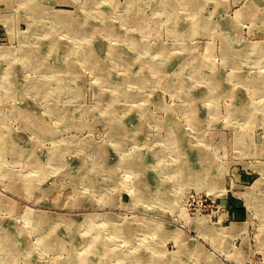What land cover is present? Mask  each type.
I'll return each instance as SVG.
<instances>
[{
    "label": "rangeland",
    "instance_id": "rangeland-1",
    "mask_svg": "<svg viewBox=\"0 0 264 264\" xmlns=\"http://www.w3.org/2000/svg\"><path fill=\"white\" fill-rule=\"evenodd\" d=\"M25 1L0 0V264L6 257L13 264H264V209L256 205H264V97L242 85L241 100L249 106L231 113L239 101L232 91L241 86L235 75L252 79L264 72V60L253 51L229 65L222 49L224 43L264 42V0H194L200 10L195 16L182 8L183 0H37L32 7ZM95 6L103 8L101 19L94 16ZM59 14L84 22L87 33L80 37L83 27L61 26ZM137 15L148 27L124 21ZM203 17L208 28L190 27L202 24ZM174 24L188 30L184 37L169 32ZM105 27L140 34L148 46L166 47L174 84L141 89L145 94L124 103L126 110L113 118L100 112L99 75L84 62L80 66L79 55L63 50L69 45L80 50L98 39L99 47L103 43L100 55L107 59L113 46L139 57L140 51L119 41L123 37L113 31L104 33ZM33 47L45 56V64L53 55L60 62L71 61V68L53 72L43 65L25 67L24 52ZM114 60L105 71L123 75ZM182 62L190 65L183 69L187 76L200 78L192 84L186 79L193 93L204 94L199 102L207 121L195 127L189 120L192 104L179 95ZM137 70L136 64L128 68L130 73ZM212 71L224 75L222 85L231 89L212 92L214 98L204 93ZM58 86H65L64 92ZM145 98L150 101L144 102V117L127 112ZM51 103L60 106V114L51 112ZM23 115L37 121L46 117L51 132H36L27 122L32 119ZM138 120L145 122L141 129L135 125ZM169 120L176 126L170 128ZM117 122L123 131L115 132ZM177 128L205 153L195 161L201 168L196 183L185 177L168 185L165 199L160 196L163 186L144 195L133 166L137 152H144L149 168L163 163L158 181L173 183L184 164L168 141ZM61 234L67 238L57 249L40 245L42 239ZM5 235L12 243L8 250L2 246Z\"/></svg>",
    "mask_w": 264,
    "mask_h": 264
},
{
    "label": "bare ground",
    "instance_id": "bare-ground-1",
    "mask_svg": "<svg viewBox=\"0 0 264 264\" xmlns=\"http://www.w3.org/2000/svg\"><path fill=\"white\" fill-rule=\"evenodd\" d=\"M37 0H26L25 4L27 3L29 7H32L35 5ZM133 0H128V3H131ZM158 2H162V0H158ZM250 2H253L251 0ZM113 3V2H110ZM137 3V2H136ZM182 3V8L185 10H188L193 16L198 13L199 7L194 6V0H183L181 1ZM162 5V4H161ZM94 8V16H97L98 18H102L103 8L101 9L100 7H93ZM252 11V10H251ZM240 12V10H239ZM242 14H245V12H241ZM138 17H134L136 19H131L129 17H125L124 21L127 23L132 22L133 26L137 27L138 29H142L145 27H148L144 21L140 18H142L140 15H137ZM171 17L170 19H175L176 16L173 14H169ZM140 17V18H139ZM205 17V16H204ZM203 17L202 24L199 26H196L197 24H193L190 26L192 29L194 28H208L210 23L206 21V19ZM56 19L58 20V23L61 24V26H65L66 28H76V27H83L81 31L79 32L80 37L85 35L87 33V29L85 30L84 22L78 21L75 23V21L72 20H67L66 17L62 16L61 14L56 16ZM189 23V22H188ZM171 26V25H170ZM183 26V24H182ZM182 26H176L175 24L171 26L169 32L172 34L178 36V37H184V35L187 33L188 30H185V28H182ZM196 26V27H195ZM112 27V26H111ZM92 28V27H91ZM90 28V29H91ZM108 30H107V29ZM151 28V26H150ZM104 33L108 34L110 31L109 27H105ZM203 30V29H202ZM205 31V30H203ZM114 34H116L118 39L123 37V39H120L119 41L121 42H128L130 46L133 48L137 49L140 51L139 57H135L133 54H130V52L122 47V46H117V47H111L108 49V58L107 59L104 55H100V49L103 45V43H97V40H92L94 43L90 46L82 47L80 50H76V48L73 45H69L65 48H63L64 51H67L70 55H79L80 60L82 63L79 65L83 66V62L91 67L93 72L100 77L98 86L96 88V97L97 100L101 102V110L100 112L103 115H107V118H113L114 116H119L120 112L122 113L125 111V106L127 105V102H136L141 96H143L145 93L143 88L149 87L150 89H159V88H164L169 85H174L170 81V73L171 71L168 65V61L170 60L171 56L166 47H162L158 44L150 45L148 46L142 36L140 34H133V35H128V34H122L117 31H113ZM94 33V32H93ZM99 34H104L102 31L98 32ZM139 33V32H138ZM132 34V33H131ZM195 34V33H192ZM124 35V36H122ZM191 35V34H190ZM97 36V35H95ZM53 38H49L51 40ZM54 40H51L53 43ZM100 42V40H98ZM43 42V40H42ZM86 44V43H85ZM251 45H241V46H234V44L230 43H224L222 44V49L224 53V58L223 61L226 64L233 65L235 66L238 62L239 59L244 60L246 57L253 51H256L259 54L260 60H264V42H253L250 43ZM94 45V46H93ZM95 45H97V49L95 48ZM41 48V47H40ZM98 50V51H97ZM49 51L48 56L51 55ZM137 52V51H136ZM55 55L59 54L57 51L54 53ZM152 54H156L155 56H152ZM46 55V56H47ZM24 58H23V63L25 67H39L41 65L44 66L45 69H49L50 71H59V70H66L71 68V61L69 62L68 59L61 60V62L52 55L51 60L49 61L48 65L43 62V59L41 61V58L45 57L42 56V52L38 51L36 48L33 47V49H28L26 52H24ZM110 56V57H109ZM47 58V57H46ZM110 58L116 59L114 60V67H120L119 70H121L124 74L123 75H117V74H111L109 72H106L105 69L108 66V63L110 61ZM258 58V57H257ZM76 60V58H74ZM169 59V60H168ZM72 60V59H71ZM45 61V60H44ZM112 62V61H111ZM131 64H136L138 66V70L134 73H130L128 71V68ZM77 65L73 64L72 70H75V67ZM264 66V65H263ZM184 67H190L189 63H183L180 67V72H179V87L181 88V91L179 92V95L186 101L191 102V108L189 111V120L193 123V127L199 125L200 123H203L207 119L204 118V115L206 113V109L200 105L199 99L203 98L204 99V94L198 95V93L194 94L192 90H195L191 84L194 83V81H200L198 77L195 79L190 78L188 73H184L183 69ZM126 70V71H125ZM169 73V74H168ZM75 74V73H74ZM101 75V76H100ZM235 76L237 80H240L241 83L239 87L235 88L233 93L237 94L239 97L237 101L232 107L231 113L238 114L239 112L242 111L245 107L249 106L246 101H242L243 99L241 96H243L241 92L242 85L247 84L249 87L250 93L254 95H259L264 97V72H261L252 79H247L243 73L239 72ZM166 77V79H165ZM208 78L205 79L204 83H208L209 85L207 86L208 90L204 93L209 95L211 98H214L211 94L212 92H215L219 89V94L227 92L225 89H229L227 86H223L222 83H224L226 78L224 75L217 74L215 71H212L209 73ZM244 77V78H242ZM186 79L191 80V84H187ZM250 83V84H249ZM60 85V84H59ZM140 85V86H139ZM36 86V85H35ZM94 86V85H93ZM202 86V85H201ZM64 87L65 86H58L60 92H64ZM38 88V87H37ZM35 87H31L30 89L35 90L37 89ZM41 88V87H40ZM171 88V87H170ZM244 88V87H243ZM231 90V89H229ZM43 91H48L46 88L43 89ZM58 91V90H57ZM16 93V92H15ZM170 93V92H169ZM202 93V92H201ZM168 94V93H167ZM153 98L155 101L159 102L160 97L157 95L152 94ZM197 99V100H196ZM48 101V100H47ZM140 102H143L140 106H133L129 107L128 106V113H133L134 111L139 112L142 117L146 115L147 110L146 106H144V102L150 101V99H140ZM176 101V100H175ZM126 105H125V104ZM178 103V102H177ZM202 103V101H201ZM30 104V103H29ZM213 105V104H212ZM263 108H264V102H262ZM49 109L51 110L52 113L60 114V106L56 105L55 103L49 104ZM260 107V106H259ZM254 109V106L248 107ZM213 108L210 107V109L207 111L209 113L212 111ZM138 113V114H139ZM28 114V113H27ZM202 115V116H198ZM24 117H28L27 115H23ZM244 116V115H243ZM256 116L252 115L251 119H254ZM29 119H32L28 117ZM27 122L29 124H32L33 128L36 130L38 133H47L51 132L52 128L50 127V122L47 121L46 117H43L40 121L32 119L30 122L27 119ZM170 128L175 127L176 123L174 121L169 120L168 121ZM114 124V123H112ZM137 128L141 129L145 125V122L142 120H138V122L135 123ZM127 126V125H126ZM115 132H120L124 130V126L120 122H117L116 125L114 126ZM53 133V132H52ZM131 140V139H130ZM168 141L170 143V147L178 154L181 156L184 164L183 168L180 171V175L175 179L172 183V179L168 182L165 181V185L163 182L158 181V177L162 171L165 170V165L162 164H157L152 168H149L145 163H144V152L140 151L137 152V158L134 161L133 166L135 167V172H136V184L137 186L141 189V192H144V195H149L153 191L158 190L159 187L165 188V193L164 195H160L162 199H165L167 195L166 190L167 186H176L179 181L184 179L185 177L188 178L189 182L194 181L196 183V177L198 176V172L201 168L196 165L195 161H200L204 158L205 153L203 151V148L200 146H191L189 144V138L184 134V132L181 130V128H177L176 132H173V134L168 136ZM239 145V144H237ZM244 145H242L243 148ZM101 149V153H104L105 150ZM98 149V151L100 150ZM185 149V151H184ZM159 151L160 156H164V154L161 153L163 151L162 149L157 148L156 152ZM95 152H97L95 150ZM109 153V151H107ZM105 154V153H104ZM41 157V156H40ZM109 158V157H108ZM195 158V159H194ZM107 159V158H105ZM160 159V158H159ZM132 161V160H131ZM101 162V161H100ZM117 163V162H116ZM180 163V162H179ZM96 164V163H95ZM127 164V163H126ZM118 165V164H117ZM123 165V164H122ZM102 164H97V167H101ZM179 166V165H178ZM203 169V168H202ZM165 173V172H164ZM31 176V175H30ZM209 179V178H208ZM35 182V181H34ZM16 185V184H15ZM258 185V184H256ZM166 186V187H165ZM14 187V186H13ZM17 187V186H16ZM37 187V186H36ZM15 189V188H13ZM169 192V190H168ZM170 198V197H169ZM176 199V198H175ZM146 200V199H145ZM174 203V202H172ZM178 204V202H177ZM176 204V205H177ZM256 205L258 209L262 210L264 209V205L261 203H257ZM32 214L31 211L27 212V215L29 216ZM46 218L45 215H42L41 219ZM196 223H199V219L195 220ZM3 227V226H2ZM124 228V227H123ZM233 228L231 226L229 229ZM70 230V229H68ZM3 231V230H2ZM9 231V230H8ZM71 231V230H70ZM97 231L98 228H97ZM6 236V235H5ZM67 238V234H61L59 236H49L42 239L40 245L44 248H56L60 247L61 244L64 242V240ZM24 242V241H23ZM12 243L10 241L9 236H6V239L2 243V246L8 250L12 246ZM183 247H181L182 249ZM196 250V249H195ZM13 259L11 257H6L3 261V264H13ZM182 262V261H181ZM101 264H107L105 261L104 263Z\"/></svg>",
    "mask_w": 264,
    "mask_h": 264
}]
</instances>
